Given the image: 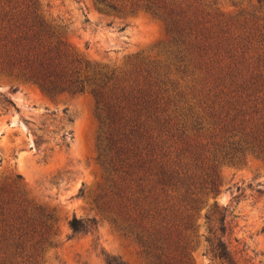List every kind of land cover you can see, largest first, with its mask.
Masks as SVG:
<instances>
[{"label":"trees","instance_id":"obj_1","mask_svg":"<svg viewBox=\"0 0 264 264\" xmlns=\"http://www.w3.org/2000/svg\"><path fill=\"white\" fill-rule=\"evenodd\" d=\"M94 1L107 14L143 12L162 21L172 38L166 63L137 57L124 68L96 66L38 0H0V70L50 94L92 96L98 162L109 183L96 208L134 236L153 264H193L189 239L200 204L194 190L210 186L213 193L223 166L250 156L264 162V0L235 15L223 13L218 0ZM251 51L257 66L247 64ZM183 90L202 110H179ZM5 103L6 111H19ZM183 158L204 172L201 188L174 169ZM227 217L210 229L215 238L208 242L222 264H241L223 239ZM98 226L96 219L69 221L73 235ZM57 233L55 216L29 200L18 181L0 187V264H45Z\"/></svg>","mask_w":264,"mask_h":264},{"label":"rangeland","instance_id":"obj_2","mask_svg":"<svg viewBox=\"0 0 264 264\" xmlns=\"http://www.w3.org/2000/svg\"><path fill=\"white\" fill-rule=\"evenodd\" d=\"M38 2L47 17L67 25L68 41L96 66L124 68L137 57L163 64L169 59L172 38L165 24L150 14H107L94 0ZM218 3L223 13L235 15L257 0ZM254 56L255 51L246 56L251 67L257 66ZM183 91L187 96L185 101L178 98L179 110H202L191 91ZM5 100H12L19 111L13 107L6 111ZM258 108L264 110V104ZM99 132L92 96L50 94L0 70V187L18 181L29 200L57 219L55 247L44 256L45 264H107L111 258L126 264H153L134 236L120 231L96 208L95 198L109 184L98 162ZM64 135H68V147H61ZM171 151L175 158L176 149ZM206 164L204 160V168ZM193 165L183 158L182 163L175 160L174 169L192 178L199 189L204 172ZM217 173L213 193L210 186L202 192L194 190L200 204L196 233L189 239L193 264H222L208 239L215 238L210 229L216 232L218 219L226 213L223 239L229 249L241 264H264V162L250 156ZM18 176L22 179L17 180ZM74 216L96 219L98 229L73 235L69 221Z\"/></svg>","mask_w":264,"mask_h":264}]
</instances>
